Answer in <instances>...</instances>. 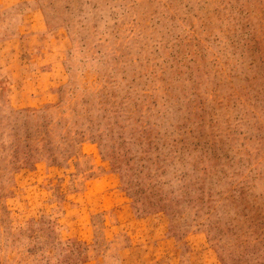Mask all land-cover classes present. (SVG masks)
Returning a JSON list of instances; mask_svg holds the SVG:
<instances>
[{"label": "rangeland", "instance_id": "obj_1", "mask_svg": "<svg viewBox=\"0 0 264 264\" xmlns=\"http://www.w3.org/2000/svg\"><path fill=\"white\" fill-rule=\"evenodd\" d=\"M0 264H264V0H0Z\"/></svg>", "mask_w": 264, "mask_h": 264}]
</instances>
